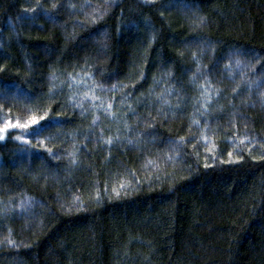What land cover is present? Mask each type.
<instances>
[{
    "label": "trees",
    "instance_id": "1",
    "mask_svg": "<svg viewBox=\"0 0 264 264\" xmlns=\"http://www.w3.org/2000/svg\"><path fill=\"white\" fill-rule=\"evenodd\" d=\"M41 116L0 264H264V0H0V127Z\"/></svg>",
    "mask_w": 264,
    "mask_h": 264
},
{
    "label": "snow or ice",
    "instance_id": "2",
    "mask_svg": "<svg viewBox=\"0 0 264 264\" xmlns=\"http://www.w3.org/2000/svg\"><path fill=\"white\" fill-rule=\"evenodd\" d=\"M9 87H15L18 93H23V89L19 88L16 85H11ZM85 96L87 98V94H85ZM93 99H95V97H93ZM111 109H112V105L108 104L107 110L111 111ZM60 123H62V121L52 120L47 116H41L39 117V119L33 117L29 123H25V124H20L19 122L13 124L11 121H7L5 122V126L0 128V140H4L6 138V135L8 134V130L13 127H20L24 129L25 130L24 135L39 136L48 128L59 125ZM17 139H22V137H17ZM50 139L51 137H46L44 141H41V143H44L45 141ZM23 142L28 143V140L24 139ZM112 142L113 141L111 139L106 141V143L108 144H112ZM48 151L50 154L54 155V153L51 152V149H48ZM75 162H76L75 160L72 161V163ZM121 187H123V184H121Z\"/></svg>",
    "mask_w": 264,
    "mask_h": 264
},
{
    "label": "rangeland",
    "instance_id": "3",
    "mask_svg": "<svg viewBox=\"0 0 264 264\" xmlns=\"http://www.w3.org/2000/svg\"><path fill=\"white\" fill-rule=\"evenodd\" d=\"M13 124H16V122H12ZM5 126V124L2 126V127H4ZM2 127H0V128H2Z\"/></svg>",
    "mask_w": 264,
    "mask_h": 264
}]
</instances>
